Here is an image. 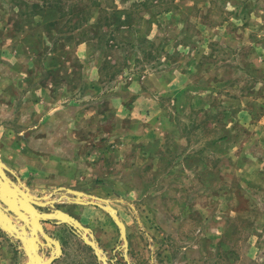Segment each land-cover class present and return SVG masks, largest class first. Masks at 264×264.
I'll return each mask as SVG.
<instances>
[{
	"label": "rangeland",
	"instance_id": "374dc122",
	"mask_svg": "<svg viewBox=\"0 0 264 264\" xmlns=\"http://www.w3.org/2000/svg\"><path fill=\"white\" fill-rule=\"evenodd\" d=\"M157 1L0 0V36H18L12 42H22L24 53L33 50L35 80L48 85L49 95L52 90L51 104L44 94L37 109L56 106L55 114L68 115L60 127L74 128L73 147L45 155L16 134L1 136L0 130V154L37 196L68 187L110 199L126 223L132 262L130 244L140 264H264V135L260 153L253 151L256 144L252 150L247 146L244 163L252 160L254 167L245 172L232 167L195 172L176 163L171 170L168 162L180 154L162 149L177 143L171 129L192 133L198 128L199 144L210 141L206 133L221 134L218 124L208 120L223 116L227 106L235 112L237 103L243 105L244 99L233 96L247 95L248 103L264 113V44L252 53L254 39H264V0ZM119 10L120 18H114ZM128 16L131 29L123 24ZM133 34L139 41L148 35L149 41L137 48ZM219 80L221 99L214 92L205 94L208 109L201 101L200 117L193 107L183 110L174 103L184 88L199 94ZM6 118L0 129L19 128L18 121ZM202 158L210 161V154ZM218 159L227 166L226 154ZM237 160L234 165L242 167L243 155ZM64 194L73 196L57 190L53 197L62 199L55 206L92 228L117 264H127L110 216L70 202ZM46 226L66 242V225ZM71 236L67 244H80ZM26 258L20 242L0 231V264H24Z\"/></svg>",
	"mask_w": 264,
	"mask_h": 264
},
{
	"label": "crops",
	"instance_id": "0c3cea01",
	"mask_svg": "<svg viewBox=\"0 0 264 264\" xmlns=\"http://www.w3.org/2000/svg\"><path fill=\"white\" fill-rule=\"evenodd\" d=\"M43 20L44 19H42V22ZM246 20H244L243 24L247 23ZM31 24L34 25V23ZM15 37L14 38H12L11 36L7 37L6 35L0 36L1 38L0 40V121H8L9 118L6 117L9 116L10 120L18 121L19 128L13 130L10 129L9 131H7L2 127L0 129L2 130L1 136L6 134L14 136L16 134L22 137L24 142H28V146L29 145L31 146V143H33L34 146L33 147L31 146L32 149L35 152H38L39 154L43 153L45 155L49 153L58 152L61 150H65L67 152L70 147L74 146L72 143L69 144V137H73L74 128L68 129L67 127L69 124L66 126V128L60 127L63 121L66 122L68 121V115L60 114L58 112L57 114H55L53 111L57 109L56 106L54 108L52 106H51L52 108L46 106L44 111L40 110V112L37 109L36 107L37 101L38 102L39 100L41 101L44 94H46L49 97L48 99L44 98L45 103L47 104L48 103L51 104L50 101L54 100V96L52 94V90H51V95H49L48 90L50 88L48 89V85H44L39 82L37 83V81L35 80V78L37 77L36 76L37 71H35L34 69V66L36 65L34 64L35 61L34 62L32 61V58L35 57L34 55L32 56L31 54L33 53V50L30 49V53L29 52L24 53L22 50V48L24 47L22 42H19V40L12 42L13 39H15ZM39 37L41 36L39 35ZM254 41L256 47L252 50V53H254L256 50L258 51L260 48L263 49V47H259V46L264 44V39H261L260 36L256 37ZM260 61L261 63L264 64V55L261 56ZM243 67H240V69L242 68V71H245ZM255 71L258 72L256 74L257 78L262 79L261 71L260 70H255ZM252 74L254 73L252 72ZM221 83L223 84L221 80L216 82H211V85H207L203 87V89L199 94H197V90L195 91V94H193V89H189L188 91L186 87L179 92L177 100L173 99L175 100L174 103L177 104V106H180L183 110H185L186 107H189L190 109L193 107L195 114H197L200 117L202 113L204 111H207L206 109H208V105L206 104H208L209 101H206V99L205 101H203L204 100L203 96L207 93L210 94L214 92V94L219 99H221L218 93L220 90H222V87H219ZM252 91L250 93L253 95L254 93ZM13 94L14 96H12ZM187 95H189V99L185 100L187 99ZM235 98H237V100L239 101L241 100V98L244 99L243 105L240 104L239 106V104L237 103L238 108L237 110H235V112H232V108H233L232 106H227V110L224 111L223 116L216 118L215 116L211 115V118L208 120V122L214 121L213 123H217L218 124L217 129H220L222 133L219 134L218 132H214L212 134L213 131L211 133H206V137H208L210 141H208L207 138L205 139V141L207 140L208 142L199 144L200 142L195 138V136L199 134L198 128H196V130H194L192 133H189L190 132L189 129H179L178 131H174L172 129L169 130V133L174 136L178 144L175 142L174 143L170 142L168 143V145L164 144L162 146V149H164L166 152L180 154V157H177L174 160L168 162L171 170L173 169L175 163L177 165H182L185 168L193 167L195 168V172L196 170H199V168L201 167H206V169L211 170L212 172L213 171L218 172L219 168H227L228 170L231 169V167L234 171L235 169L238 168V169H242L243 172H245L247 168L254 167V164L251 163L252 160L248 165L246 164V162L244 163L245 160L244 154L247 152V146H250V149L252 150V147L255 146V144L256 147L254 148L253 151H258L257 153H260L259 151L260 146L263 143L261 138L264 135V113L260 112L258 107H254L251 103H248L250 98L247 95L243 94L242 96H240V99L236 96L232 97V99ZM201 101L205 107L204 111H203V106H200ZM24 107H29L30 111L27 112V109H24ZM181 108H179V110H182ZM182 118L183 117H181V114H179L178 119L181 120ZM196 125H198V123H196ZM248 131L250 132L251 135L249 136L250 139H247ZM219 137L222 138L221 139L222 146H220L218 143L220 141ZM251 139L254 140L251 141ZM64 140L66 143H62L64 142ZM59 146L61 147L60 150L58 148ZM140 149H142V152L145 150L146 153L148 154L150 153V150L145 145H141ZM204 152L210 154V161L209 160L204 161L205 159L202 158V153L204 154ZM200 153L201 155H199ZM220 154H226L227 166L223 163H220L218 159V157H220ZM238 154L243 155L242 167L234 165L235 162L236 163L238 162V160L236 161V156ZM0 157L7 164V162L4 160L1 154ZM185 158H188L189 161L185 160ZM230 163H233V165L231 166ZM7 166L9 167L8 164ZM59 168L60 167H58L57 169ZM8 174L11 177H15L10 172H8ZM17 175L27 185L26 181L22 177L23 175L19 172ZM199 180L202 181L201 178H199ZM51 197H53V195ZM84 197L86 199H90L88 196H84ZM83 206H86V208L90 206L98 207L92 204H83ZM131 207L134 210L136 208L134 204H131ZM169 216L172 217L171 215ZM49 222L54 223L56 226L66 225L65 227L68 228V232L71 235H73L76 238L79 237L72 231V229L67 224L65 223L57 224L54 221H48L44 223L48 233L51 234L50 230L46 226V223ZM139 223L141 224L140 220ZM1 232L5 234L3 231ZM68 232L67 230L64 232V237L66 239V242H64V238L62 236L57 237L61 241L63 253L52 264H99V261H97L96 258H94L95 256L92 253V251L88 249V247L80 237H79L80 244H77V242H74V244H70L72 242L67 244L68 242L67 239L71 241L70 237H72ZM9 239L13 240L10 237ZM132 251H133V244H130V252L133 260V262L131 261V264H140L138 259L133 258Z\"/></svg>",
	"mask_w": 264,
	"mask_h": 264
},
{
	"label": "water",
	"instance_id": "95a60500",
	"mask_svg": "<svg viewBox=\"0 0 264 264\" xmlns=\"http://www.w3.org/2000/svg\"><path fill=\"white\" fill-rule=\"evenodd\" d=\"M8 172L12 173L16 180ZM61 189L73 195H63L68 201L92 204L102 208L110 215L119 228L122 240V244L117 248L123 251L122 255L127 264H131L126 224L120 217L118 209L111 204L110 199L68 187H59L49 195L37 196L0 157V230L11 239L20 242V248L27 256L25 264H52L62 255L60 239L52 236L45 228L44 223L48 221L67 224L85 244L93 249L101 264H117L115 259L110 258L100 246L92 228L83 224L78 217L70 212L55 206V203L62 197L53 198L51 196ZM84 196H88L90 199H86ZM121 201L124 200L121 199ZM50 206L51 210L49 211L42 209ZM46 247L51 250L49 255L44 250Z\"/></svg>",
	"mask_w": 264,
	"mask_h": 264
},
{
	"label": "trees",
	"instance_id": "16d2710c",
	"mask_svg": "<svg viewBox=\"0 0 264 264\" xmlns=\"http://www.w3.org/2000/svg\"><path fill=\"white\" fill-rule=\"evenodd\" d=\"M161 2L163 1V0H160ZM160 2V3H161ZM164 2V1H163ZM157 3H159V0L157 1ZM157 5H159V4H157ZM106 10H108V8L106 9ZM166 11V10H165ZM118 13H119V15H113V17L115 18V17H117V19H119L120 18V14H122L121 13V11L119 10L118 11ZM117 19H116V24L119 26V21H117ZM152 21L150 20L149 21V23H151ZM125 26L127 25V26H129V28L131 27V21H130V16H128V20H126L124 23H123ZM49 25V24H48ZM52 26L54 25L53 23L51 24ZM50 26V25H49ZM52 26H51V28H52ZM120 27V26H119ZM131 29V28H130ZM128 30V29H127ZM129 31V30H128ZM134 35V36H133ZM132 36V38L134 39V45H135V47H137V48H142V44L144 43V42H148L149 40H148V38H147V36H145V39L142 41H139L140 39H139V34H133ZM131 38V37H130ZM142 38V37H141ZM147 38V39H146ZM152 44H154V43H152ZM134 45H133V48H134ZM109 62V61H108ZM107 62V63H108ZM123 70V69H122ZM122 70H119V71H122Z\"/></svg>",
	"mask_w": 264,
	"mask_h": 264
},
{
	"label": "flooded vegetation",
	"instance_id": "af4514ba",
	"mask_svg": "<svg viewBox=\"0 0 264 264\" xmlns=\"http://www.w3.org/2000/svg\"><path fill=\"white\" fill-rule=\"evenodd\" d=\"M12 178L16 180V178H15V177H12ZM86 246L88 247V249H90V250L92 251V253L94 254V256H95L96 260H97V261H99V260H98V258H97V256L95 255V253H94L93 249H92V248H91V247H90L88 244H86ZM100 246H101V245H100ZM47 249L49 250V252H48V253L50 254V251H51V250H50L48 247H47ZM103 249H104V248H103ZM99 264H101V263H100V261H99Z\"/></svg>",
	"mask_w": 264,
	"mask_h": 264
}]
</instances>
